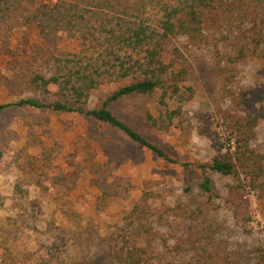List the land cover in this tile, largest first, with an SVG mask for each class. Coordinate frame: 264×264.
<instances>
[{
  "label": "rangeland",
  "instance_id": "1",
  "mask_svg": "<svg viewBox=\"0 0 264 264\" xmlns=\"http://www.w3.org/2000/svg\"><path fill=\"white\" fill-rule=\"evenodd\" d=\"M100 1L102 6L88 15L90 27L99 26L103 19L115 23L117 17L130 22L147 19L158 25L163 15L156 16L159 9L165 2L177 0ZM139 2L145 5L140 13L135 10ZM9 26L0 19V105L30 98L46 104L72 103L58 88L45 92L33 79L37 74L47 79L55 75V59L82 57V43L64 30L44 38L33 24L12 30ZM95 39L101 45L103 35L92 34L90 40ZM176 45L182 51L180 59L192 64L185 85L194 89L193 99L182 104L167 99L164 107L159 91L152 97H125L109 105L121 121L174 162L158 157L120 130L76 112L17 106L0 111V264H114L113 252L121 245L118 233L146 192L157 195L151 205L158 215L163 214L154 223L163 238H157L156 246L169 260L207 264V257L215 256L219 264H258L264 247V215L252 193L248 195L253 218L246 224L235 219L224 200L216 201L217 209L207 218L217 229L212 236L203 230L201 218L193 220L177 210L178 204L193 209L206 177L222 197L232 180L210 169L216 152L195 130L197 113L211 111L218 98V85L209 72L211 54L205 49H187L185 39ZM231 46L229 40L224 53ZM105 69L87 102L73 107L91 110L131 80L120 78L118 69H111V74ZM234 88L256 90L264 107V59L240 64ZM142 104L154 118L162 116L165 127L146 121L138 109ZM180 105L181 116L167 126L166 112ZM254 146L264 155V120L257 127ZM166 207L174 210L164 212ZM190 233L199 234L200 239L193 251L188 244ZM162 239L167 240L166 248ZM176 246L184 251L175 254L172 249Z\"/></svg>",
  "mask_w": 264,
  "mask_h": 264
},
{
  "label": "trees",
  "instance_id": "2",
  "mask_svg": "<svg viewBox=\"0 0 264 264\" xmlns=\"http://www.w3.org/2000/svg\"><path fill=\"white\" fill-rule=\"evenodd\" d=\"M101 6L100 0H56L53 3L0 0V19L7 26L11 24L10 30L33 24L44 38L56 30L68 31L70 38L82 43L83 50L82 57L76 54L73 59H55L56 73L49 79L39 74L33 79L34 84L45 92L52 87L58 88L59 93L71 99L72 103L46 104L30 98L1 104L0 111L17 106L76 112L120 130L131 141L168 162H174L132 126L121 121L109 105L125 97H152L159 91L162 93L160 103L164 107H167V99L179 104L193 99L194 89L185 85L192 64L180 59L182 51L176 45V42L185 39L187 49H205L211 54L209 72L218 85V98L212 103L211 111L197 113L195 130L198 136L211 142L216 152L210 169L229 177L232 183L228 185L226 196L222 197L212 180L206 177L201 185V197L196 200L193 209L178 204L177 210H182L190 219L201 218L207 236L217 232L207 219L210 211L217 209V200H224L231 206L235 219L246 224L253 218L248 195L252 193L264 215V155L254 146L257 127L264 120L263 97L256 90L238 91L234 88L240 64L249 59H264V0L169 1L156 13V16L163 13L158 25L149 24L147 19L130 22L117 17L115 23L113 19H103L99 26L90 27L89 13ZM143 8L145 5L139 2L135 10L140 13ZM220 32L224 34L219 35ZM94 33L103 35L101 45H97L98 39L90 40ZM229 40L233 46L231 51L224 53L223 46ZM97 46L99 49L96 50ZM104 67H107L106 74H111V69H118L120 78L131 77V80L91 110L82 111L73 107L75 103L87 102ZM138 109L146 121L165 127V119L162 116L160 120L154 118L145 104L139 105ZM182 112L181 105L167 111V126ZM2 157L0 148V160ZM156 198L155 193H144L129 212L125 226L118 233L121 245L113 252L114 264H176L156 246L157 238H163L154 225L155 221L163 219V214L158 215L151 205ZM173 210L166 207L164 212ZM198 235H189L188 244L192 251L200 240ZM162 243L165 247L167 240L162 239ZM172 250L175 254L184 251L182 246ZM217 259L208 256L206 262L219 264ZM258 264H264V247L259 251Z\"/></svg>",
  "mask_w": 264,
  "mask_h": 264
}]
</instances>
